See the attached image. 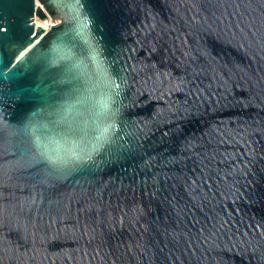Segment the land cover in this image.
Segmentation results:
<instances>
[{
  "label": "water",
  "instance_id": "obj_1",
  "mask_svg": "<svg viewBox=\"0 0 264 264\" xmlns=\"http://www.w3.org/2000/svg\"><path fill=\"white\" fill-rule=\"evenodd\" d=\"M0 264H264V0H0Z\"/></svg>",
  "mask_w": 264,
  "mask_h": 264
}]
</instances>
